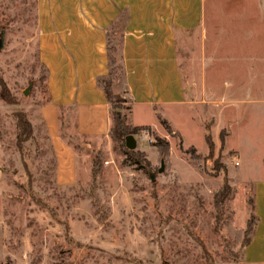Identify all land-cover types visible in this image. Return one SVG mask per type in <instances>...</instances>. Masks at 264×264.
I'll use <instances>...</instances> for the list:
<instances>
[{
	"label": "rangeland",
	"instance_id": "374dc122",
	"mask_svg": "<svg viewBox=\"0 0 264 264\" xmlns=\"http://www.w3.org/2000/svg\"><path fill=\"white\" fill-rule=\"evenodd\" d=\"M37 4L0 0V264H239L264 179V0H206L205 26L178 42L196 105L165 108L169 122L133 109L115 82L112 113L144 127L135 150L83 138L69 111L65 135L79 154L71 187L56 184L41 117L49 93ZM19 112L33 127L22 145ZM225 183L232 192L218 205Z\"/></svg>",
	"mask_w": 264,
	"mask_h": 264
},
{
	"label": "crops",
	"instance_id": "0c3cea01",
	"mask_svg": "<svg viewBox=\"0 0 264 264\" xmlns=\"http://www.w3.org/2000/svg\"><path fill=\"white\" fill-rule=\"evenodd\" d=\"M37 1L49 93L41 117L59 186L71 187L78 178L79 154L65 135L69 111L78 135L89 141L110 138L112 107L97 79L109 73L108 33L114 25L122 36L123 87L133 109L144 107L166 119L167 107L196 105L186 93L178 42L205 26L206 0ZM254 202L258 223L239 264H264V179L255 181Z\"/></svg>",
	"mask_w": 264,
	"mask_h": 264
},
{
	"label": "trees",
	"instance_id": "16d2710c",
	"mask_svg": "<svg viewBox=\"0 0 264 264\" xmlns=\"http://www.w3.org/2000/svg\"><path fill=\"white\" fill-rule=\"evenodd\" d=\"M118 28L117 25L111 27L108 35L110 36L108 40V59H109V73L105 77H99L97 79L98 86L102 88L104 91L108 102L110 103L112 109L116 111L118 108V103L121 102V96L115 94L114 86L115 82L118 80L124 82L125 77V69L122 60V36L118 35ZM114 36V37H113ZM2 99L8 103L14 105L15 103L12 102L10 96L8 94H3ZM17 118V126L20 131L19 136V143L22 145L24 142L30 140L33 137V127L31 123L28 121L26 115L22 112L16 114ZM160 120L164 125L167 126L169 132H172L170 126H168L166 121H163L161 118ZM112 122L113 126L111 128L110 136L111 138L119 144V148L124 151V153H129L126 147V137L129 135H134L139 131L143 130L144 127H132L126 124L125 118L119 112L112 113ZM207 142L212 146V140L210 137H206ZM210 139V140H209ZM158 141H161L160 139ZM165 146L168 147V143L165 142ZM135 153V152H130ZM232 189L229 184L225 183L222 189L217 192L215 195V202L216 204L220 205L231 195ZM253 211H255V202L253 198ZM258 223V218L256 217L255 213L252 215L251 220L248 223V228L246 231L247 238L244 242L243 248L250 244L252 235L255 231V227Z\"/></svg>",
	"mask_w": 264,
	"mask_h": 264
},
{
	"label": "water",
	"instance_id": "95a60500",
	"mask_svg": "<svg viewBox=\"0 0 264 264\" xmlns=\"http://www.w3.org/2000/svg\"><path fill=\"white\" fill-rule=\"evenodd\" d=\"M4 47V41L0 38V52ZM126 147L128 150H135L137 147V141L133 135H129L126 137ZM160 172H163V168L160 169Z\"/></svg>",
	"mask_w": 264,
	"mask_h": 264
}]
</instances>
